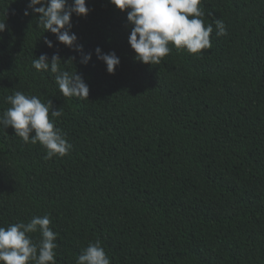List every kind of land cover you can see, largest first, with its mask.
Here are the masks:
<instances>
[{
    "label": "trees",
    "instance_id": "trees-1",
    "mask_svg": "<svg viewBox=\"0 0 264 264\" xmlns=\"http://www.w3.org/2000/svg\"><path fill=\"white\" fill-rule=\"evenodd\" d=\"M28 3L0 0V115L16 91L50 99L72 150L45 159L0 125V227L48 214L57 264L96 240L111 264H264V0H202L212 47L169 45L155 65L135 59L127 12L110 0L71 18L86 65L24 15ZM97 47L119 57L114 74ZM42 54L77 71L88 99L63 97L55 74L33 68Z\"/></svg>",
    "mask_w": 264,
    "mask_h": 264
},
{
    "label": "clouds",
    "instance_id": "clouds-1",
    "mask_svg": "<svg viewBox=\"0 0 264 264\" xmlns=\"http://www.w3.org/2000/svg\"><path fill=\"white\" fill-rule=\"evenodd\" d=\"M119 10L127 12V21L132 25L128 42L136 53L135 59L144 64H159L172 51L184 49L190 54H201L212 47L213 24L205 25L202 0H110ZM39 5V6H38ZM90 9L86 0H29L24 15L38 14V24L44 32H51L58 42L81 54V63L87 64L91 53L84 54L78 37L71 31V18L87 16ZM216 36L227 35L222 19L214 21ZM5 21H0V33L5 31ZM44 43L52 48L53 42ZM97 58L106 64L109 74H114L120 64L115 52L103 53L97 47ZM72 59H75L73 57ZM72 61V60H71ZM61 58L53 54L51 59L42 54L32 61L37 71L55 74V82L63 97L88 99L89 86L81 75L63 70ZM10 105L0 115V125L11 126L15 135L25 143L39 142L46 150L45 159L63 157L70 153L72 145L66 133L56 126L57 118L63 115L62 108H53L49 99L43 102L36 95L21 91L7 95ZM34 133V134H33ZM50 216H33L27 223L17 222L7 228L0 227V264H57V236L50 227ZM39 233L34 241L30 234ZM76 264H111L110 258L99 240L89 242L78 256Z\"/></svg>",
    "mask_w": 264,
    "mask_h": 264
}]
</instances>
